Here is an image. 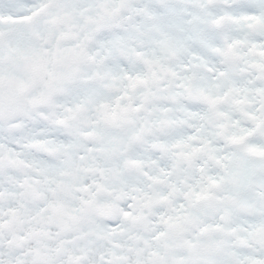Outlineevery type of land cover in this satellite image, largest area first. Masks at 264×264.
Here are the masks:
<instances>
[{"label":"snow or ice","instance_id":"6c2138e0","mask_svg":"<svg viewBox=\"0 0 264 264\" xmlns=\"http://www.w3.org/2000/svg\"><path fill=\"white\" fill-rule=\"evenodd\" d=\"M0 264H264V0H0Z\"/></svg>","mask_w":264,"mask_h":264}]
</instances>
